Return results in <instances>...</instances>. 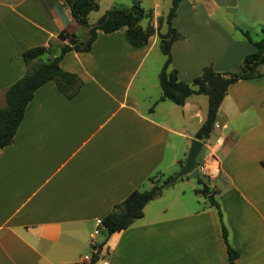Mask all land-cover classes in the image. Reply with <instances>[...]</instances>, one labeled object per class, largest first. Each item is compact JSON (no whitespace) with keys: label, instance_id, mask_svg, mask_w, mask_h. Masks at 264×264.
Wrapping results in <instances>:
<instances>
[{"label":"crops","instance_id":"1","mask_svg":"<svg viewBox=\"0 0 264 264\" xmlns=\"http://www.w3.org/2000/svg\"><path fill=\"white\" fill-rule=\"evenodd\" d=\"M182 1L173 19L181 37L172 44L171 67L190 83L195 76L182 75V61L190 57L188 42H180ZM209 1L211 7L190 17L209 22L230 14L226 0ZM81 27L61 0H0V108L10 85L68 43L59 33L79 37ZM156 45L157 34L138 48L125 39L124 28L98 30L89 51H69L60 61L80 79L74 96L53 81L35 91L12 142L0 149V264H80L93 251L95 264H227L217 210L195 185L176 186L184 176L127 228L106 236L97 226L130 192L148 188L150 176L176 173L206 118V95L193 94L183 105L160 100L156 76L152 95L146 76L131 89ZM35 46L52 51L26 65L21 54ZM212 133L195 167L203 173L210 155L218 158L219 174L208 184L238 252L233 264H264V71L228 86ZM222 174L232 182L223 192L215 183Z\"/></svg>","mask_w":264,"mask_h":264},{"label":"trees","instance_id":"2","mask_svg":"<svg viewBox=\"0 0 264 264\" xmlns=\"http://www.w3.org/2000/svg\"><path fill=\"white\" fill-rule=\"evenodd\" d=\"M70 10L72 17L81 26L87 28V37L80 39L73 33L61 31L59 38L67 40V44H63L58 53L42 61L28 71L8 87L5 92V105L0 108V149L10 144L20 125L27 104L33 98L35 91L49 81H53L58 91L64 93L68 97L74 96L80 88L79 77L72 72L61 68L60 61L69 51L87 52L91 49L97 31L104 33H113L124 28L125 39L134 47H144L148 44L149 39L157 34L159 38V48L165 60L158 75V81L162 90L160 100H170L177 105H183L185 100L193 94H203L207 97V114L204 122L201 124L195 138L206 142L214 129L217 112L225 95L228 86L241 79H253L263 76V72L259 70L264 65V33L263 37L258 41H253L248 30L239 28L242 34L253 43L254 51L246 55L239 71L234 73L216 72L212 66H205L202 73L195 76L191 83L180 80L177 75V69L172 68L171 47L174 41L181 37V34L173 26V19L176 16L180 1L172 0L171 6L165 17L158 16L155 27L150 23L142 26L140 21L144 17L151 16V10H145L139 0L133 1L130 7H113L108 9L94 23H89L88 15L90 12L99 8L98 0H61ZM166 24L165 31L161 28ZM51 46H35L22 52L21 57L26 65L30 61L41 59L45 54H50ZM224 75H229L226 78ZM260 166L264 169V159L260 160ZM182 162L180 163V166ZM198 165V162H197ZM174 174L167 175L164 178L163 173L156 172L148 178L149 187L135 189L127 195L120 203L114 205L112 210L100 220V226L105 231L106 236L113 232L121 231L130 226L134 221L143 215L145 205L162 195L165 188L172 185L171 179ZM181 178V177H180ZM206 178L207 180H204ZM201 185L195 189L199 193L208 198L210 206H214L220 220L221 234L226 245L228 262L233 264L238 256V252L231 247L228 241V230L222 220V212L219 202L213 197L215 190L209 186L210 178L204 173L199 172L196 177ZM212 195V197H211ZM97 246L92 245L95 250ZM98 254L93 251L89 262H81L80 264H95Z\"/></svg>","mask_w":264,"mask_h":264},{"label":"rangeland","instance_id":"3","mask_svg":"<svg viewBox=\"0 0 264 264\" xmlns=\"http://www.w3.org/2000/svg\"><path fill=\"white\" fill-rule=\"evenodd\" d=\"M133 1L135 0H98L99 8L90 12L88 21L89 23L95 22L108 9L113 7H130ZM226 1L229 4L228 9L230 14L224 13L223 15L211 17L207 19L209 22H206V18L204 17H190V12L193 10L200 11L211 7L209 0L182 1L183 3L179 8V25L184 38H181L180 42H188V52H190V57H188L187 61H182L184 66H182V75L184 73H189L198 76L202 73V69L205 66H212L213 69H219L222 73L237 72L242 66L244 57L254 51L253 43L242 34L239 28L248 30L253 41H258L263 37L264 0ZM139 2L145 10L152 11L150 17H144L140 21L142 26H146L152 21L154 16L159 15L165 17L171 6L172 0H139ZM189 20L194 21L190 24L186 23V21ZM163 29H166L165 23ZM87 31V28L82 26L78 32L79 38L85 39V37H87ZM43 59H47V54L44 55ZM163 62L164 55L156 45L140 69L137 75L140 77L134 81L131 89H136L137 84L139 86L141 83V76H146V88L149 95H152L155 84L154 76H156L155 81L158 84L157 76L163 66ZM172 68H174L173 65ZM259 70L263 72L264 66L261 65ZM157 88H159V85ZM203 98H205V96H203ZM214 134L213 132L211 135L212 141H214ZM201 154L202 153L199 152L197 156L198 160ZM220 157L223 158L221 153ZM165 176L167 175L164 174L162 178ZM204 180L207 179L204 178ZM215 183L222 192L232 185V182L225 174H222L216 179ZM175 184L176 186L183 187H188L193 184L196 188H199L196 178L190 177L189 174L184 175V177L179 179ZM202 200L208 202V198L203 195Z\"/></svg>","mask_w":264,"mask_h":264},{"label":"water","instance_id":"4","mask_svg":"<svg viewBox=\"0 0 264 264\" xmlns=\"http://www.w3.org/2000/svg\"><path fill=\"white\" fill-rule=\"evenodd\" d=\"M226 78L229 77V75H224ZM203 147V141L197 139V138H193L190 142V147L188 149V154L185 160V163L183 164V166L175 173V175L173 176V178L171 179V182H175L177 181L178 178L189 174L190 177H196L198 175V171L195 167L196 165V157L198 155V153L200 152V150ZM212 197V195H211Z\"/></svg>","mask_w":264,"mask_h":264},{"label":"built area","instance_id":"5","mask_svg":"<svg viewBox=\"0 0 264 264\" xmlns=\"http://www.w3.org/2000/svg\"><path fill=\"white\" fill-rule=\"evenodd\" d=\"M225 127V126H224ZM216 144L222 143V138L217 137L215 140ZM203 173L209 178H215L219 174V161L214 154L210 155L208 161L201 166ZM97 226H100V221L97 223Z\"/></svg>","mask_w":264,"mask_h":264}]
</instances>
